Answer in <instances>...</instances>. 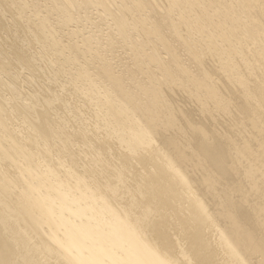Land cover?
<instances>
[{"label": "bare ground", "instance_id": "obj_1", "mask_svg": "<svg viewBox=\"0 0 264 264\" xmlns=\"http://www.w3.org/2000/svg\"><path fill=\"white\" fill-rule=\"evenodd\" d=\"M0 264H264V0H0Z\"/></svg>", "mask_w": 264, "mask_h": 264}, {"label": "rangeland", "instance_id": "obj_2", "mask_svg": "<svg viewBox=\"0 0 264 264\" xmlns=\"http://www.w3.org/2000/svg\"><path fill=\"white\" fill-rule=\"evenodd\" d=\"M85 24H86L87 28L89 29L90 24L87 23V22H85ZM92 27L94 28L93 25H91V28H92ZM92 30H93L94 32H96V34H98V36L100 35V32L98 31L99 29H97V30H96V29H91V31H92ZM97 31H98V33H97ZM103 37H104V38L106 37V32L103 34ZM26 86L28 87V84H26V85L24 84V85H23L24 88L28 89ZM28 90H30V89H28ZM79 105L82 106L83 108H87V110H90V108H91L90 105H87V104H86L84 101H82V100H80Z\"/></svg>", "mask_w": 264, "mask_h": 264}]
</instances>
